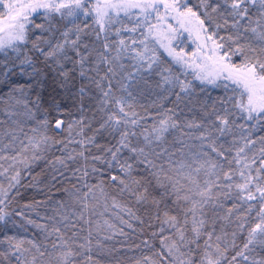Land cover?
<instances>
[{
	"label": "snow or ice",
	"instance_id": "1",
	"mask_svg": "<svg viewBox=\"0 0 264 264\" xmlns=\"http://www.w3.org/2000/svg\"><path fill=\"white\" fill-rule=\"evenodd\" d=\"M0 111V264L118 254L109 200L150 230L113 264H264V0H0ZM40 162L51 225L18 206Z\"/></svg>",
	"mask_w": 264,
	"mask_h": 264
},
{
	"label": "trees",
	"instance_id": "2",
	"mask_svg": "<svg viewBox=\"0 0 264 264\" xmlns=\"http://www.w3.org/2000/svg\"><path fill=\"white\" fill-rule=\"evenodd\" d=\"M192 2L194 3L195 0H192ZM189 51H191V46L189 47ZM213 94L217 95L219 93L214 92ZM72 118L75 119L77 117L73 116ZM0 121L6 122L5 124H0V129H5L11 125V121L3 113V111H0ZM56 155H60V152L57 151ZM34 177H38V181L33 179ZM0 183H4L5 186L7 185V181L4 177H0ZM51 184L52 172L48 170L47 165L44 162L33 165L31 174H29L28 170H21V184L18 186V191L20 192V196L18 197V206L34 203L36 201H49L46 205H42L38 209L40 217H37L34 213L31 214V218L35 219L37 223H48L51 225V221L42 219V217H51L53 215L52 208L55 206V202L62 199H67L66 196L62 195L63 187L68 186L67 181H65L63 184L56 182V186L54 188L51 187ZM50 188L51 190L49 191ZM13 194H15V192ZM113 194H115L114 190ZM49 197L51 198L50 200ZM116 198L122 206L131 207L133 211H137L139 208L137 214L143 217V207L135 205L131 198L127 196L120 197L119 195H116ZM108 203L109 207L107 209L103 208L102 206L98 209V212L104 213L103 216L98 214L93 216V228H95L96 221H99L101 225H103L104 221L107 220L117 227H123L124 231L128 233V236L124 237L117 234L111 240H104L103 237L105 235H109L110 233L106 227H102L99 237L94 234L93 242L95 243L96 239L99 238L101 243H103L106 248L121 249V251L118 254L114 253L112 256H109L106 252H98L95 258L100 261V264H113V261L117 255L124 257L140 256L141 251L139 249L135 251H130L128 249L135 248L137 244H140L141 239L148 238L147 235H140V229L143 228L145 233L150 232V230L146 227V225H141L136 221H130L133 225V228L136 229L135 232L129 229L126 225H122L120 223L119 217H123L125 220H128L129 217L121 208H113L111 206L110 200ZM33 233L37 234L38 238H42L40 236L39 230L31 226L27 227V231L22 230L21 232L22 235H25L28 238H31Z\"/></svg>",
	"mask_w": 264,
	"mask_h": 264
}]
</instances>
